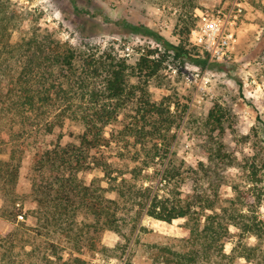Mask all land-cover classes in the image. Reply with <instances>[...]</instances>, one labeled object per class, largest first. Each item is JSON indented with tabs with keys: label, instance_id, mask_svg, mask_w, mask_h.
Listing matches in <instances>:
<instances>
[{
	"label": "trees",
	"instance_id": "1",
	"mask_svg": "<svg viewBox=\"0 0 264 264\" xmlns=\"http://www.w3.org/2000/svg\"><path fill=\"white\" fill-rule=\"evenodd\" d=\"M183 9L176 27L178 43L147 26L131 24L130 30L143 29L162 44L163 51L152 58L157 49L148 48L128 60L112 48L81 53L34 24L12 43L9 24L19 15L0 0V155L4 154L0 156V264H30L15 241L17 235L29 232L43 238L46 250L58 259L62 241L81 252L104 251L100 235L105 230L118 233L126 246L144 215L167 222L184 219L180 238L149 244L153 264H239L241 260L264 264V218L258 211L264 202V183L260 184L257 159L247 164L254 191L233 186V195L222 200L217 188L206 195L194 189L182 196L176 179L182 162L176 157L168 158L161 172L165 182L158 180L160 186H170L164 193L154 182L159 170L147 171L150 161L166 155L172 139L169 132L186 109L170 96L154 99L151 81L161 74L165 60L176 63L188 58L201 66L210 64L206 56L192 57L188 36L196 22ZM216 64L227 69L224 63ZM127 106L131 113L121 130L126 142L134 137L133 143H146L152 154L140 159V165L118 168L100 148L110 143L106 126L115 124ZM217 111L221 108L214 104L207 120L220 125L224 115ZM66 119L82 124L77 139L58 137L39 146L32 161L30 196L20 193L17 184L30 137L34 132L53 133ZM217 151L218 160L229 161L230 155L220 153L221 148ZM90 168L103 176L87 182L84 176ZM23 212L34 223L18 219Z\"/></svg>",
	"mask_w": 264,
	"mask_h": 264
},
{
	"label": "rangeland",
	"instance_id": "2",
	"mask_svg": "<svg viewBox=\"0 0 264 264\" xmlns=\"http://www.w3.org/2000/svg\"><path fill=\"white\" fill-rule=\"evenodd\" d=\"M8 9L18 13V19L9 24L10 41L22 39L25 28L30 24L39 25L75 47L79 52L105 48L114 49L118 56L135 60L139 52L148 48L157 49L159 57L162 44L143 29L130 30V25L147 26L171 42L178 43L177 25L184 9L193 16L196 26L200 21L195 14L201 9H217L229 6L234 0H3ZM27 14V15H25ZM22 15V16H21ZM27 16L29 19L25 20ZM236 27L237 42L234 46L233 59L227 63V69H221L216 62L201 66L192 59L176 63L165 60L158 78L150 83L154 99L170 96L175 102L179 99L180 108L186 106L182 118L169 132L172 137L169 150L164 157L150 161L147 171L159 170L154 181L159 184L161 172L168 158L176 157L181 161L179 175L176 178L182 196L192 193L210 194L217 188L218 198L225 199L233 195V186L254 191L249 177L247 164L257 159L260 184L264 183V0H244V13ZM182 22V21H181ZM167 23V25H165ZM191 26V27H194ZM186 30V29H185ZM190 36V31H189ZM188 36V39H189ZM190 43V42H189ZM194 46V47H193ZM192 57L206 56L201 46L189 44ZM196 47V48H195ZM129 51L130 55L125 53ZM215 63V64H214ZM188 67V69H187ZM190 68V69H189ZM197 73L191 77L190 72ZM170 104L172 112L175 103ZM217 104L223 121L220 125L207 120L209 109ZM217 111V113H219ZM129 106L125 107L115 124L105 128V136L110 139L103 145V151L114 167L140 165L139 161L147 154H152L146 143L126 142L121 130L127 122ZM219 115V114H218ZM82 130V124L74 120H65L63 127H56L53 133L34 132L24 151L17 190L30 196L32 161L39 146H47L60 137L62 141H75ZM219 145V147H218ZM220 153L230 155L229 161L219 159ZM100 153V151H98ZM4 157V154L0 155ZM137 156V158H135ZM263 157L259 160V157ZM236 160H235V159ZM263 160V162H262ZM103 173L95 168L85 172V180L102 177ZM214 186H210L211 183ZM149 182H145L147 185ZM102 185L108 182L102 180ZM159 193L166 192L170 186H160ZM2 203V200H0ZM264 218V202L258 207ZM31 225L34 219L23 217ZM183 218L170 222L144 215L140 228L135 231L125 246V240L112 230L101 232L104 251L76 250L74 245L62 241L58 252L59 259L46 250L45 240L29 234L17 235L16 244L22 245L25 263L30 264H153L147 249L153 242L167 243L183 235ZM235 228H231L234 236ZM251 241L254 237L250 238ZM232 242L227 243V248ZM33 253L30 254V252ZM49 255V256H48ZM50 257V258H47ZM61 257V258H60ZM53 261V262H52ZM214 264V263H205ZM239 264H251L241 260Z\"/></svg>",
	"mask_w": 264,
	"mask_h": 264
},
{
	"label": "built area",
	"instance_id": "3",
	"mask_svg": "<svg viewBox=\"0 0 264 264\" xmlns=\"http://www.w3.org/2000/svg\"><path fill=\"white\" fill-rule=\"evenodd\" d=\"M243 13L244 0H234L229 6L217 9H201L200 13L195 14L199 17L200 22L190 29V44L203 47L210 62L227 63L231 61L237 42L235 29L239 25ZM155 53L150 57L158 56ZM139 54H145L144 49ZM125 55H130V52L127 51ZM190 75L195 77L197 73L191 71ZM18 217L22 218L23 215L19 214Z\"/></svg>",
	"mask_w": 264,
	"mask_h": 264
}]
</instances>
